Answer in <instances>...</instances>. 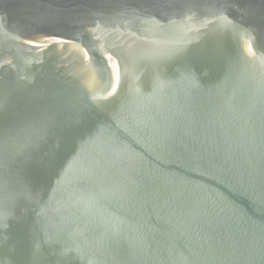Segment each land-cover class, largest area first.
I'll return each instance as SVG.
<instances>
[{
    "label": "water",
    "instance_id": "obj_1",
    "mask_svg": "<svg viewBox=\"0 0 264 264\" xmlns=\"http://www.w3.org/2000/svg\"><path fill=\"white\" fill-rule=\"evenodd\" d=\"M0 264H264V0H0Z\"/></svg>",
    "mask_w": 264,
    "mask_h": 264
}]
</instances>
